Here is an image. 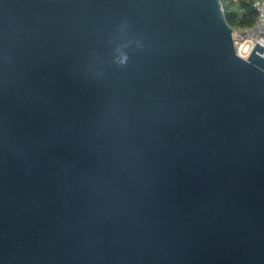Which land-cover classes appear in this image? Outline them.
Returning <instances> with one entry per match:
<instances>
[{
    "label": "water",
    "instance_id": "water-1",
    "mask_svg": "<svg viewBox=\"0 0 264 264\" xmlns=\"http://www.w3.org/2000/svg\"><path fill=\"white\" fill-rule=\"evenodd\" d=\"M263 53L221 0H0V264H264Z\"/></svg>",
    "mask_w": 264,
    "mask_h": 264
},
{
    "label": "built area",
    "instance_id": "built-area-1",
    "mask_svg": "<svg viewBox=\"0 0 264 264\" xmlns=\"http://www.w3.org/2000/svg\"><path fill=\"white\" fill-rule=\"evenodd\" d=\"M253 9L256 12L254 24L246 28L233 29L236 51L245 58L251 54L257 43L264 46V0H253Z\"/></svg>",
    "mask_w": 264,
    "mask_h": 264
},
{
    "label": "trees",
    "instance_id": "trees-1",
    "mask_svg": "<svg viewBox=\"0 0 264 264\" xmlns=\"http://www.w3.org/2000/svg\"><path fill=\"white\" fill-rule=\"evenodd\" d=\"M225 17L233 29L246 28L254 24L256 12L253 0H221Z\"/></svg>",
    "mask_w": 264,
    "mask_h": 264
}]
</instances>
